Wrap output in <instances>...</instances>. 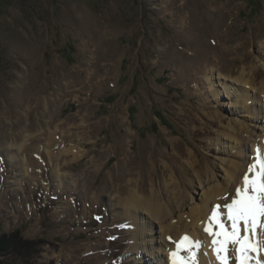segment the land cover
<instances>
[{
  "label": "rangeland",
  "instance_id": "1",
  "mask_svg": "<svg viewBox=\"0 0 264 264\" xmlns=\"http://www.w3.org/2000/svg\"><path fill=\"white\" fill-rule=\"evenodd\" d=\"M263 82L264 0H0V233L45 242L14 263L160 264L159 225L118 201L202 205L198 178L223 183L253 128L231 102Z\"/></svg>",
  "mask_w": 264,
  "mask_h": 264
},
{
  "label": "bare ground",
  "instance_id": "2",
  "mask_svg": "<svg viewBox=\"0 0 264 264\" xmlns=\"http://www.w3.org/2000/svg\"><path fill=\"white\" fill-rule=\"evenodd\" d=\"M178 21L179 23L183 24L182 19L181 20L179 19ZM251 78H246L245 69L243 68L240 74V78L236 79V81L244 85H253L254 81ZM258 91L259 92L254 93L253 96L250 97L249 95H247V92L245 91V93L236 95L238 96L236 100L234 102H231V104L234 103L236 106L240 108L243 107L246 108L247 111L252 114L251 117H252L253 128L252 130L249 131L248 127L242 126L238 131H236L238 136L241 137L240 139L236 138L237 140H234L236 144L240 145V148L236 149L235 151V157L238 159V161L235 160L228 161L229 171L226 176L227 179L223 183L220 184L215 183L217 182V180L214 179L215 178L214 176L206 175V178L204 179H202L201 177L198 178L199 185L201 186L203 193L205 194L203 196L204 199L201 202L202 205H193L190 207L188 213H183L185 210L184 208H187V206L186 204H183L184 202L178 203L179 198H177L176 205L171 207V202L167 201L168 204H166V206L163 205L160 207L157 201L156 192L152 193L150 195L151 197L149 198H147L146 196L137 197L136 195H129L128 198L124 199V201L121 200L118 201V204L122 206V208L127 207L126 209L127 212H130L132 215H134V212L137 211L136 210L138 209L137 206L141 204L143 210L147 211V213L149 214V218L153 221L152 224L157 223L159 225L160 227L159 234L162 237L163 242L166 243L165 241L166 239H168L169 241L166 250L162 249L163 243L162 241H160L158 243V246L156 247L157 251L152 252V255H156V257L159 260L162 259L160 264H164L162 256L163 253L166 251H167L166 257L168 258V262H167L168 264H173V259H177V260L185 259L188 261V264H193L190 261L189 251H187V248H190L189 245H193L195 247H202L201 248L202 254L198 259L199 264H220V261L217 259L216 252L213 250V244H212L213 236H211L209 232L219 231V229L216 227V224L220 222L223 223V225L227 230L231 231L232 225L227 218V209L224 207V205L232 203L229 201V193L232 186L230 184L231 182H234V185L238 184L237 188H242L243 176L245 174H248L250 177H252L253 175L252 172L248 171L249 167H247L248 168L247 169L246 167H244L243 164H241L242 156L244 155L243 146L246 143L247 144L251 143V148L253 150L252 151L253 161L251 162V165L256 162V157L258 155L257 148H259V155L264 156V126L263 129H261L262 130L261 135L259 136L254 135L255 127L256 125H258L257 123L263 122L262 121L263 119L260 118L259 114L264 108V82L262 83L261 87L258 88ZM259 103H260V108H257L259 106ZM252 105H256V106L252 107ZM236 148H238V146ZM186 155L192 160V166L195 168L198 165V161L192 159L193 157L190 156V153H186ZM193 163L195 166L193 165ZM204 171L208 173V169H205ZM182 199H184L186 202L188 200H192L191 191L190 190L186 191V194L183 195ZM216 205H221V208L219 210L221 215L219 217V220L210 223V217ZM174 212H178V217L176 220H174L173 218ZM167 220H171V222H166ZM152 224L150 222L148 223L146 230L141 235L144 236L142 238H145V235L147 236L149 235V233H151L152 230L150 228ZM205 228H208L209 232H205ZM240 230L242 236L248 235V233L244 232L243 224L240 225ZM146 231L147 234L145 233ZM187 233L189 235H187ZM184 237H188V241L181 244V241L183 240ZM252 240L253 242L255 241L260 242L261 250L259 251V253H249L248 264L252 263V261H253L252 264H257L260 254L264 258V227H260L257 229V233L252 236ZM135 243L137 242L135 241L132 242L131 248H134L135 246H136L135 248L138 247L139 244H135ZM178 245H181L179 250L177 247ZM237 247H238L237 245H233V244H229L227 246V253H226L227 264H234V261L237 262L236 264H239V260H238L239 253L236 250ZM232 250L234 251L235 254L231 252ZM173 252H177V256L175 258L170 255ZM204 252L207 253L206 257H204L203 254ZM233 256H235V258H233ZM164 257H165V253H164Z\"/></svg>",
  "mask_w": 264,
  "mask_h": 264
},
{
  "label": "snow or ice",
  "instance_id": "3",
  "mask_svg": "<svg viewBox=\"0 0 264 264\" xmlns=\"http://www.w3.org/2000/svg\"><path fill=\"white\" fill-rule=\"evenodd\" d=\"M256 162L252 164L248 174L243 176V187L236 189V199L230 204L224 205L227 209V218L231 222V231L227 230L222 222L217 223L216 227L219 231L209 232L205 228V232H209L213 236V250L216 252L217 259L220 264H227V246L229 244L237 245L239 253V264H248L249 253H258L261 250L259 241L253 242L252 236L257 233V229L264 227V156L259 155L257 148ZM221 205H216L210 217V223L219 220ZM243 224L244 232L248 235H241L240 225ZM188 241V237H184L181 244ZM181 245H178V250ZM193 245H189L192 247ZM172 257L177 256V252L170 254ZM173 264H188L185 259H173ZM194 264V262H193ZM260 264V261H257Z\"/></svg>",
  "mask_w": 264,
  "mask_h": 264
},
{
  "label": "trees",
  "instance_id": "4",
  "mask_svg": "<svg viewBox=\"0 0 264 264\" xmlns=\"http://www.w3.org/2000/svg\"><path fill=\"white\" fill-rule=\"evenodd\" d=\"M43 243L41 240H29L22 236L21 231L12 233H0V264H15L16 261L30 263L33 253H37V247ZM10 258V260H6ZM15 262V263H14Z\"/></svg>",
  "mask_w": 264,
  "mask_h": 264
}]
</instances>
